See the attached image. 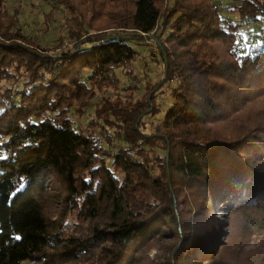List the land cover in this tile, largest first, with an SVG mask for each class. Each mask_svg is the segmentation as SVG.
Segmentation results:
<instances>
[{
	"label": "trees",
	"instance_id": "trees-1",
	"mask_svg": "<svg viewBox=\"0 0 264 264\" xmlns=\"http://www.w3.org/2000/svg\"><path fill=\"white\" fill-rule=\"evenodd\" d=\"M11 2L0 0V264H264V45L239 48L245 23L264 32V0H233L236 20L215 0ZM48 4L44 35L68 14L45 41L23 15ZM146 36L163 81L100 96L120 89L129 41ZM168 83L148 133L141 115L160 112Z\"/></svg>",
	"mask_w": 264,
	"mask_h": 264
},
{
	"label": "rangeland",
	"instance_id": "rangeland-1",
	"mask_svg": "<svg viewBox=\"0 0 264 264\" xmlns=\"http://www.w3.org/2000/svg\"><path fill=\"white\" fill-rule=\"evenodd\" d=\"M22 2V0H12L11 6L15 3ZM26 1V0H25ZM216 4L223 9V16L227 19L236 20L238 17L230 10V7L233 5V0H215ZM51 4H48L47 6L43 8H38L32 13L29 11L30 6L26 7V11L24 12L23 18L29 19L30 23L26 24L27 29H34L36 34L41 35L43 40L47 41L48 38H51V36H57L59 33V29L63 26L64 22V16L68 14V12L61 7L57 11V20L55 21V24L51 26L50 30L44 35L42 32V28L45 27V16L43 12H48L50 10ZM12 10V9H11ZM39 22V23H37ZM169 30H167L165 33H162V30H158V34L161 35V38L163 39L165 35L167 34ZM241 35V44L239 45V48L241 47L244 50H248L252 44H254V40L261 41V44L264 45V32L262 31V23L261 22H255V23H245L243 29L240 32ZM258 38V39H257ZM154 38H149V36H146L144 39H130L129 43L132 46L135 56L132 60H129L128 62L121 64L116 72L118 75V78L120 79L121 87L118 91L113 89L112 87H104L102 89H98V92L100 93V96H112L116 97L118 93L125 94L124 88L129 86H136V89L134 90L133 94L134 97H140L142 96L147 88V85L149 82L157 83L160 81H163L165 78V70L163 65V59L159 53V50L157 48V45L155 44ZM50 40V39H48ZM173 84L168 83L163 85V87L158 91L156 96V104L160 109V112L154 116L151 114V109H148L144 115L143 118L145 120V126L144 131L148 133H153L155 131V128L160 125V123L163 120V117L167 111V109L170 107L172 103L171 99V90H172ZM100 97H98L94 102L93 105H91L88 109L87 115L85 117H78L75 115V118L78 120V124L82 125L83 127L86 126L91 118L92 114L94 112L95 103L98 101ZM57 187H55L53 190L57 193H60L59 196H56L57 203L54 207V215L55 217H61V210H62V199L64 195L63 188L59 186L60 184H56ZM219 207L222 206V203L218 205ZM220 209V208H219ZM219 219L222 222H226L227 218L224 213L219 212L217 209L216 211ZM241 223H246L245 216H241ZM247 229L250 234V242L255 244L261 241V235L255 225L253 223L248 222ZM224 230L226 231V234H229L230 231L227 226L224 227ZM170 239H167V242H170ZM160 253L157 249L153 248L150 251L151 258H155L156 254Z\"/></svg>",
	"mask_w": 264,
	"mask_h": 264
},
{
	"label": "water",
	"instance_id": "water-1",
	"mask_svg": "<svg viewBox=\"0 0 264 264\" xmlns=\"http://www.w3.org/2000/svg\"><path fill=\"white\" fill-rule=\"evenodd\" d=\"M146 112H148V111H145V112L141 115V117H142Z\"/></svg>",
	"mask_w": 264,
	"mask_h": 264
}]
</instances>
